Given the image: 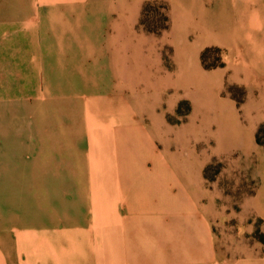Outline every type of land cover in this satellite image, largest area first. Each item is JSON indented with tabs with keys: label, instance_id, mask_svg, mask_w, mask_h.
<instances>
[{
	"label": "rangeland",
	"instance_id": "rangeland-1",
	"mask_svg": "<svg viewBox=\"0 0 264 264\" xmlns=\"http://www.w3.org/2000/svg\"><path fill=\"white\" fill-rule=\"evenodd\" d=\"M67 1L0 22V243L16 224L56 238L98 208L117 219L120 185L123 220L176 238L185 264L260 263L264 45L248 40L264 0ZM86 162L121 180L79 179Z\"/></svg>",
	"mask_w": 264,
	"mask_h": 264
},
{
	"label": "crops",
	"instance_id": "crops-1",
	"mask_svg": "<svg viewBox=\"0 0 264 264\" xmlns=\"http://www.w3.org/2000/svg\"><path fill=\"white\" fill-rule=\"evenodd\" d=\"M244 1L246 4L256 2L255 0ZM46 2L55 5L58 3L57 0H0V22L21 21L23 24L26 19V13H32L26 8V5L31 4L39 8L45 6ZM71 4V0L64 3L66 7L71 6ZM75 4L81 3L75 1ZM38 8L31 10L33 14L39 10ZM57 11L58 9H54L53 12L57 14ZM245 11H247V8H243V20L237 21L236 26L241 27L246 33ZM89 16H94V14L91 13L85 16L86 21ZM260 21L262 22L261 24ZM253 27L260 33L258 38L255 37L256 35L253 36L252 33L253 37L248 42L264 45V40L262 39L264 36V17L261 11ZM61 30L65 31V28H61ZM0 31H2V26H0ZM80 53L81 50L78 47H72L67 52L69 58L67 63L70 64L65 65V68H77L74 62L80 58ZM53 61L56 67L54 58ZM100 63L96 68L100 67ZM107 65L109 66L108 68H111L109 61ZM84 67H90V63L85 64ZM75 76L82 77L79 73H76ZM120 77L118 74L117 78ZM135 77L132 76V78ZM113 123L114 121H111L110 125L112 126ZM96 147L102 150L96 151V156L98 155L99 160L104 161V159H107L106 157L109 155L101 148V145H96ZM109 154V159L114 161V157H112L110 152ZM87 159L89 160L90 158L87 157ZM90 166L91 163L86 162L79 179L88 181L121 180V174H118L117 167L113 170L112 167H109V164L107 168H100L98 164L95 167L103 171L95 172L94 169H90ZM98 190L100 189L98 188ZM115 191H118L119 195H116L117 199L113 195V206L115 205L113 213L115 212L118 216L117 219L114 216L115 219L112 221H105L104 208H98L97 212L99 214L102 213V216L98 219H87L85 223L54 227L53 231L57 234L61 233V236H56V238H50L46 232L36 228L27 229L16 224L18 235L15 238H7L4 240L5 242L0 243L2 245L0 248V264H185L184 251L179 250L177 247L170 248V245H178L176 238L171 240L173 241L171 242L168 238L163 241L161 238L151 237V234L144 230L147 222L134 220L126 223L123 220V214L127 213L126 208H128L126 199L123 197L122 200L120 185H118V190L115 189ZM110 192L115 193L113 189ZM104 203L105 201L101 199L98 205L101 204L103 207ZM86 205L89 210L91 205L93 208V194H91L90 201L86 200ZM174 257L177 259L176 261L172 260ZM253 264H264V258L260 263L256 262Z\"/></svg>",
	"mask_w": 264,
	"mask_h": 264
}]
</instances>
